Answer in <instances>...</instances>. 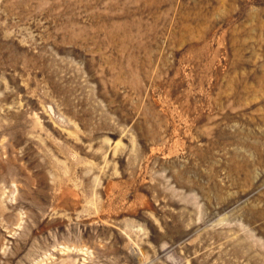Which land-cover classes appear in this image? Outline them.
<instances>
[{"label":"rangeland","instance_id":"374dc122","mask_svg":"<svg viewBox=\"0 0 264 264\" xmlns=\"http://www.w3.org/2000/svg\"><path fill=\"white\" fill-rule=\"evenodd\" d=\"M0 264H264V0H0Z\"/></svg>","mask_w":264,"mask_h":264}]
</instances>
